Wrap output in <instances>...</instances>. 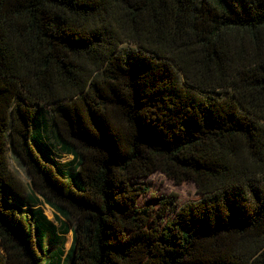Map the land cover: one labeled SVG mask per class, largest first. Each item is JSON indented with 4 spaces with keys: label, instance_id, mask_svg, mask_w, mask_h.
I'll list each match as a JSON object with an SVG mask.
<instances>
[{
    "label": "trees",
    "instance_id": "16d2710c",
    "mask_svg": "<svg viewBox=\"0 0 264 264\" xmlns=\"http://www.w3.org/2000/svg\"><path fill=\"white\" fill-rule=\"evenodd\" d=\"M66 263L264 264V0H0V264Z\"/></svg>",
    "mask_w": 264,
    "mask_h": 264
},
{
    "label": "rangeland",
    "instance_id": "374dc122",
    "mask_svg": "<svg viewBox=\"0 0 264 264\" xmlns=\"http://www.w3.org/2000/svg\"><path fill=\"white\" fill-rule=\"evenodd\" d=\"M47 110H49V108H47ZM34 150L40 162L49 166V163L44 156L37 149L34 148ZM56 155L58 157L56 162L61 165L68 164L72 160V157L61 153L56 152ZM9 163L11 170L20 179V181L24 185H29L30 178L24 165L10 151ZM134 185L142 186L147 189V192L138 199L139 208L149 209L153 213H156L164 203L170 205L169 215L166 217V220H170V218L175 215L177 208H180L186 203L197 201L201 198V195L193 182L186 181L178 185L160 172H155L147 178L134 181ZM43 212L48 219L53 221L54 213L48 206L43 207ZM66 238L67 243L65 251H68L72 244L71 234L66 236Z\"/></svg>",
    "mask_w": 264,
    "mask_h": 264
},
{
    "label": "crops",
    "instance_id": "0c3cea01",
    "mask_svg": "<svg viewBox=\"0 0 264 264\" xmlns=\"http://www.w3.org/2000/svg\"><path fill=\"white\" fill-rule=\"evenodd\" d=\"M71 157V156H70ZM54 213V212H53ZM50 220V219H49ZM55 226L57 227L58 226V224L57 223H55ZM68 231H69V233L66 235V236H68L69 234H71V236H72V241H73V225H69L68 224ZM66 236H65V246H66V243H67V238H66ZM69 251V250H68ZM68 251H65V254H64V257H65V255L68 253Z\"/></svg>",
    "mask_w": 264,
    "mask_h": 264
}]
</instances>
